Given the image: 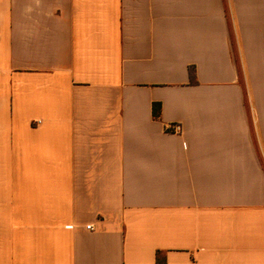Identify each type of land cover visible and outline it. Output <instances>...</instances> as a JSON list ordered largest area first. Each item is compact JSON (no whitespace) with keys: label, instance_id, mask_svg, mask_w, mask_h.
I'll use <instances>...</instances> for the list:
<instances>
[{"label":"crops","instance_id":"obj_1","mask_svg":"<svg viewBox=\"0 0 264 264\" xmlns=\"http://www.w3.org/2000/svg\"><path fill=\"white\" fill-rule=\"evenodd\" d=\"M0 264H264V0H0Z\"/></svg>","mask_w":264,"mask_h":264},{"label":"trees","instance_id":"obj_2","mask_svg":"<svg viewBox=\"0 0 264 264\" xmlns=\"http://www.w3.org/2000/svg\"><path fill=\"white\" fill-rule=\"evenodd\" d=\"M191 79L192 82H195V71L193 68L190 69ZM153 114L155 117L160 116V104H155L153 108Z\"/></svg>","mask_w":264,"mask_h":264},{"label":"built area","instance_id":"obj_3","mask_svg":"<svg viewBox=\"0 0 264 264\" xmlns=\"http://www.w3.org/2000/svg\"><path fill=\"white\" fill-rule=\"evenodd\" d=\"M181 129H182L181 125L177 124V123L170 124L167 127V130L170 131V132H173V133H180ZM87 229L92 230V227L91 226H87Z\"/></svg>","mask_w":264,"mask_h":264}]
</instances>
